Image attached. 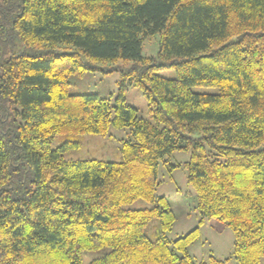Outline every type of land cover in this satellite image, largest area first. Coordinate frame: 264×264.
Returning a JSON list of instances; mask_svg holds the SVG:
<instances>
[{
    "label": "trees",
    "instance_id": "16d2710c",
    "mask_svg": "<svg viewBox=\"0 0 264 264\" xmlns=\"http://www.w3.org/2000/svg\"><path fill=\"white\" fill-rule=\"evenodd\" d=\"M120 62L131 64L115 102L70 93V75ZM129 85L153 121L126 101ZM112 128L131 130L120 161L66 158L76 141L53 146ZM178 150L191 151L201 222L232 228L236 264H263L264 0H0V264H84L94 250L88 264H226L190 254L200 227L168 238L176 216L156 196L158 168ZM137 199L152 206L126 207Z\"/></svg>",
    "mask_w": 264,
    "mask_h": 264
},
{
    "label": "rangeland",
    "instance_id": "374dc122",
    "mask_svg": "<svg viewBox=\"0 0 264 264\" xmlns=\"http://www.w3.org/2000/svg\"><path fill=\"white\" fill-rule=\"evenodd\" d=\"M160 34L153 35L144 40L143 56L147 59L157 58L160 50ZM59 50V49H58ZM150 62V61H148ZM159 63H161L159 61ZM120 62L118 69L113 72L84 71L81 74L69 76V91L72 94L96 93L109 97L112 102L119 95L120 80L123 71L130 65ZM158 74L168 78H175L176 71L170 67H163ZM194 90L206 93H217V87H195ZM126 101L138 108L139 115L153 121L148 101L143 91L136 86L129 85L125 93ZM131 135L130 128H112L108 134H64L58 135L53 143L57 147L64 141L80 142V148L73 149L65 154L68 159L97 158L106 161H120L122 159L121 147L124 140ZM191 151L178 150L165 157L158 168L159 185L156 196H165L173 209L176 220L168 238L175 240L188 232L200 227L198 239L189 246V252L198 261H209L211 256L224 260L226 264H236L234 258L235 235L230 226L217 219H205L198 210V197L195 189L188 182L185 163L190 160ZM152 204L143 199H137L126 205L130 208H146ZM159 220L154 219L146 227V232L153 235L157 231ZM103 250L86 251L84 264L93 258L102 255ZM264 264V257L262 259Z\"/></svg>",
    "mask_w": 264,
    "mask_h": 264
}]
</instances>
